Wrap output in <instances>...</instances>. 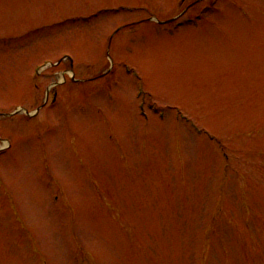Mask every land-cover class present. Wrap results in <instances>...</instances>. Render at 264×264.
Segmentation results:
<instances>
[{
	"label": "rangeland",
	"instance_id": "obj_1",
	"mask_svg": "<svg viewBox=\"0 0 264 264\" xmlns=\"http://www.w3.org/2000/svg\"><path fill=\"white\" fill-rule=\"evenodd\" d=\"M0 148V264H264V0H0Z\"/></svg>",
	"mask_w": 264,
	"mask_h": 264
},
{
	"label": "bare ground",
	"instance_id": "obj_2",
	"mask_svg": "<svg viewBox=\"0 0 264 264\" xmlns=\"http://www.w3.org/2000/svg\"><path fill=\"white\" fill-rule=\"evenodd\" d=\"M41 71H39V73H40Z\"/></svg>",
	"mask_w": 264,
	"mask_h": 264
}]
</instances>
